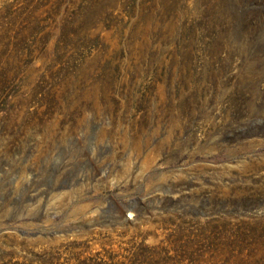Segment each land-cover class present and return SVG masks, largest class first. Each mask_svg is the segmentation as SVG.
I'll use <instances>...</instances> for the list:
<instances>
[{"label": "rangeland", "instance_id": "1", "mask_svg": "<svg viewBox=\"0 0 264 264\" xmlns=\"http://www.w3.org/2000/svg\"><path fill=\"white\" fill-rule=\"evenodd\" d=\"M249 66L264 110V0H0V264H264V116L213 158L168 104Z\"/></svg>", "mask_w": 264, "mask_h": 264}, {"label": "bare ground", "instance_id": "2", "mask_svg": "<svg viewBox=\"0 0 264 264\" xmlns=\"http://www.w3.org/2000/svg\"><path fill=\"white\" fill-rule=\"evenodd\" d=\"M259 71L255 66H249L246 68L244 75H241L238 81L234 82L229 77L221 78L222 75L219 69L214 70L208 67L198 73L192 71L182 86L180 98L176 101H168L171 108L169 111L172 113V109H175L177 111L175 115L183 117L184 120H188L195 114L200 115L203 118L200 124L201 132L204 136L203 139L208 143L207 153L211 157L217 158L218 154L215 150L217 133L231 119L241 118V104H245L247 108L246 117L248 119L264 116V110L260 108V97L263 87H261ZM174 89L172 87V91H175ZM201 139L194 132L190 133L187 141H193L198 144ZM256 143H263V141L261 139H245L239 142L240 147L238 149L229 148L228 154L244 153ZM238 164L242 171L259 172L264 169V153L256 152L252 156L245 155L243 159L238 160ZM255 189L258 194L260 192L264 193V179L261 180V183Z\"/></svg>", "mask_w": 264, "mask_h": 264}]
</instances>
